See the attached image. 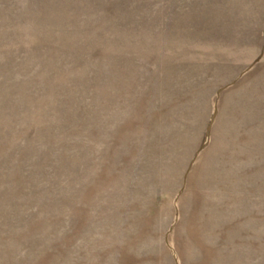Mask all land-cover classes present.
I'll list each match as a JSON object with an SVG mask.
<instances>
[{"label": "rangeland", "instance_id": "rangeland-1", "mask_svg": "<svg viewBox=\"0 0 264 264\" xmlns=\"http://www.w3.org/2000/svg\"><path fill=\"white\" fill-rule=\"evenodd\" d=\"M0 264H264V0H0Z\"/></svg>", "mask_w": 264, "mask_h": 264}]
</instances>
